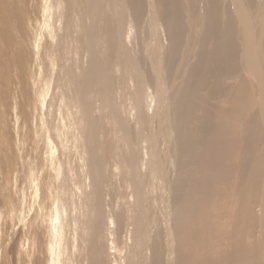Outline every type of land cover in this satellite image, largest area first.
<instances>
[{
  "label": "bare ground",
  "instance_id": "1",
  "mask_svg": "<svg viewBox=\"0 0 264 264\" xmlns=\"http://www.w3.org/2000/svg\"><path fill=\"white\" fill-rule=\"evenodd\" d=\"M87 1L93 4V7L88 4V16L93 19V21L98 20V25L91 23V26L87 27V44L86 47H82L83 43L81 40V44H79L80 42L78 41L76 43L77 36H81L84 33V30L79 29L80 26L82 28V18H80L81 16L79 14L76 18L77 13L75 12H72L73 16L69 13V15H71L70 21L66 26L64 25V28L67 29V33L69 34V38H67L68 40L64 38L65 42L62 49L59 47L58 40L61 35H57V39L54 38L53 41L51 39L43 43L39 42V38L36 35L34 39H31L32 32L25 34L29 28L28 20L30 18H36L38 15L40 17V14L37 12L39 0H0V106L4 107L8 102L9 87L7 79L15 80L17 84H19L18 88L23 90V84L25 85L27 76H29L25 64L28 63V68L32 64V56L27 55L26 51H29V53L32 52V55L33 52L36 51V54L39 55V59L34 55L33 58L38 61L37 65H32L33 67L31 68H33V70L34 68L35 70L37 69L35 72L38 74V76H36L38 79L41 76H48L47 72L50 73L51 69L55 73L56 67L62 68V72L66 71V75H64L66 78V92L63 97L66 102L64 104L69 106L70 113L73 115L70 116H72L74 128L79 130V127H81L78 135L82 136V138L80 140V137L78 138L77 135L76 140H79V144L82 146L81 149H86L87 151L90 134V131L87 130L89 122L87 118L83 117L84 112H81L79 120L75 118L76 109L73 104V101L76 102L77 99L74 82L76 80L75 75L79 68L77 64V62L80 61L79 53L83 50L87 54V73L85 75L87 79H81L89 83V78L93 76L91 84L95 85L100 78V84H102L103 90L106 92L108 89L107 81L104 79V81L101 82V80L107 68L108 56L111 55L109 50L112 49L114 45L117 47L113 54L120 56V63L123 67L121 69L123 74L121 79L123 76L127 77V74L124 73L130 72L129 70H134L138 67L137 62L133 59L129 51L120 46L122 44L117 37V30L121 28V32H123L124 28H126L132 40L133 38H138V35L143 30L142 28H145L142 51L144 56H147L151 69L160 72V68L163 72L164 66H159L160 61H166V63L171 65L170 72L173 74V79H176L180 86L177 96L173 98L170 104L165 102L163 105V99L155 96L152 98L151 114H149L150 112L148 113L146 109L142 110L140 104L139 107L136 108L134 114V117L137 119L135 121L137 122L138 129L143 128L146 130L147 128L153 133H157L159 131V124L155 123L151 115H154V113L158 114L163 108L166 112L165 121L167 122L166 130L168 133L166 151H159L156 143L152 142V138H148L153 145V154L149 156L147 177L148 179H152L149 182L151 189L158 194L151 197L148 204L146 203L147 209L144 212L151 218H143V193H140L139 188L136 190L139 199L132 205L126 200L125 193L128 188L131 189L133 186L137 187L139 182L140 184H144V168L139 165L141 178L137 180L134 161H129L127 154L123 155L118 152L116 158L118 160L119 173L115 174L116 176L113 177L112 182H108L110 186L106 187V181L101 176L96 177L97 185L94 191L97 192V198H95L97 204L94 205L93 208L97 215L98 211L96 209H102V207H108L109 209L108 203L103 202L99 189L101 187H106V196L108 195V200L112 208L115 207L113 211L116 227H120L122 222L126 225L128 223L127 217L130 216L127 214L133 211L135 230L132 236L135 234V241L134 239L132 240V246H136V242H138V246L142 252L141 260L144 264L159 263V261H157V263L155 260H152V258L150 259L148 254L150 249L151 252L154 251L153 248L156 235H159V232L154 228L151 237H147L146 234L144 235L145 232H148V220L150 221L151 227H154V223L152 224L151 222L155 219V215L157 218L159 217L160 220L166 219L167 225L163 231H161L165 236L164 240H166V238L168 239V262H166V264H264V0H231L229 7L226 8L231 21L229 24H225L224 21H221L220 26L218 18L227 19L228 17L224 9L218 10V0H203L208 3V10L204 12L202 6H199V8L198 5L194 6L196 4L192 2L193 0H145V2L144 0H110L111 3H114L117 7V20L111 18V6L109 4H107L103 10L100 8L99 12L98 0H86V2ZM66 2L67 0H46V18L51 22L47 24L44 35L51 36L56 34L58 27L52 30L51 26H58L57 21L63 16ZM177 6L180 7L178 8ZM155 7L157 12L154 9ZM195 7H197L196 12ZM40 9L42 8L40 7ZM203 13L206 15L201 17ZM99 14L101 16L100 20L98 19ZM42 16L45 18V15ZM206 16L209 18L206 19ZM158 20L161 21L162 25L168 26L167 30L169 32L171 25H177L178 21L180 27H172V32L178 35L179 40H169L165 46L162 41V36L158 33L153 36L152 39L153 28L158 25ZM251 20H254V24L251 23ZM212 22L214 26L211 27L209 33L206 32L205 35H203V29L210 26ZM33 25L34 24H32V26ZM69 25L73 30L68 29ZM64 28L62 30H64ZM129 31H131V33ZM167 35H170V33ZM61 40L63 39L61 38ZM39 43H41V47L38 45ZM259 43H262L263 47L259 46ZM179 44L186 45L188 50L186 60L182 58V53L176 51ZM30 45L33 46L32 49ZM93 45H98L100 47L101 57L100 54H98L97 73L91 74V64L97 65L91 54ZM171 48H173V50H171ZM44 55L47 56L49 61H47ZM62 55H65L66 62L63 61ZM210 55L211 57H209ZM190 59L194 60V67H189L188 63ZM52 60L55 61L53 65L50 63ZM211 71L212 75L210 77ZM35 72H33V76ZM31 83L32 85L34 83L32 79ZM38 85L39 83H36L37 87ZM207 97L213 98L215 102L214 109L212 110L215 123L209 121L206 113L203 112L204 110L202 109V104ZM104 101L105 100L99 101L102 113H105V108L103 106ZM170 114L171 119H168L167 117ZM60 116L61 115H59L58 119H60ZM79 121L82 123L80 126L78 124ZM7 123L8 121H6L5 113L2 108V110H0V153L2 154L4 153V146H8L9 140L11 139L9 134L11 129L9 130V125ZM69 123L67 122V124ZM56 124L59 123L56 122ZM57 126L59 125H56V128ZM102 126L104 133L102 141L103 150L108 155H111L114 144L111 137L112 127L109 116L107 117L105 115V118L99 122L98 128L100 131ZM194 127L196 128V132L194 131ZM17 140L18 142H22L19 139ZM71 141L73 140H70V142ZM20 144H17V146ZM68 144L69 143H67V145ZM11 146L10 143V147ZM78 149L80 148L78 147ZM46 154H48V157L46 156L48 160L54 159L52 158V153L50 154V152H48ZM55 155L57 157V154ZM108 155H104L106 160L113 157H109ZM80 157L82 160L86 158L84 153H81ZM2 159L6 161L7 158L3 157ZM58 160H60V158ZM166 160L170 163L174 161L175 167L165 169L164 165ZM45 165L48 166L47 164ZM54 165L55 164H53V166ZM84 165L85 164H83V167ZM68 167L70 166L68 165ZM87 168H89L88 165ZM172 171L175 173L177 172L175 181L170 177ZM30 174H33V172H30ZM68 177L70 178V176ZM27 186L28 185H26V187ZM15 187H17V185ZM34 187L36 190L38 189V187ZM9 189L13 194L15 188L12 190V187H10ZM74 189H72L71 192L77 194V198H80V206L87 208L85 203V186L81 188L80 193L77 189L75 191ZM40 190H43V188ZM37 192L38 191L35 192L34 190V197L38 195ZM7 194H9V191ZM14 194L17 198L15 200L17 205L11 207L13 208L12 211L15 210V215L19 220L24 219V221L27 222L29 218L24 217L21 219L18 217L20 202H22L21 198H24L23 193L17 195L14 191ZM1 195L2 194H0V197ZM50 196L49 198L51 199L52 197ZM111 197L113 200H111ZM7 198L8 197L3 196V200ZM28 198L30 197L28 196ZM87 198L86 200L89 202L90 199L89 197ZM44 199L46 200V198ZM123 201L124 204L121 206ZM40 202L41 200L39 204ZM22 203L24 204V202ZM114 204L115 206L113 207ZM90 205L92 204H89V208ZM2 206L3 203L0 201V214H2ZM77 208L80 207L77 205L76 209ZM83 211L81 210V212ZM102 212L105 214L107 210H103ZM23 213L24 212L20 214ZM12 214L13 213H11L10 216H12ZM70 214L72 215V213ZM79 214L81 215L82 213ZM84 215L85 214H82L81 216L84 217ZM48 220H50L49 217ZM12 226V229H14L15 225H13V223ZM101 226L103 227V225ZM31 227L32 226H30V229ZM59 228L61 230V227ZM64 230H66V228ZM79 230H82V227ZM36 231L38 230L36 229ZM41 231L43 230L41 229ZM21 232L23 236L22 239L24 240H22L20 249V260L24 256V253L26 256L30 250L28 242H31L32 239L29 241V237H35L33 233L30 236V230L22 229ZM53 233L56 235V232ZM119 233L121 234V232ZM36 234L38 233L36 232ZM61 235H63L62 232ZM82 236H77V242L73 247V255H70L73 258L74 264H84V261H86V263L88 262V264H97L98 262L94 261L95 253L93 254L90 247L83 242L84 236ZM38 237L36 235L35 238L38 239ZM67 238H69L68 235ZM149 241H151V243H149ZM35 245H37V243ZM41 245L43 244L41 243ZM41 245H39L40 248ZM68 245L70 246V244H67V246ZM52 246L51 248H53ZM11 247L13 249L15 248L14 246ZM34 247L35 246H33V248ZM42 248L41 250L44 251ZM7 250L9 249L7 248ZM156 250L159 251V248L157 247ZM45 253L46 252H44V255ZM2 254L4 253L2 246H0V264H10L9 259H5L7 254L5 253L3 256ZM64 254L66 253L64 252ZM154 255L156 256V254ZM47 257L49 256L47 255L45 258ZM103 261H105V259ZM39 264L43 263L39 262Z\"/></svg>",
  "mask_w": 264,
  "mask_h": 264
},
{
  "label": "rangeland",
  "instance_id": "2",
  "mask_svg": "<svg viewBox=\"0 0 264 264\" xmlns=\"http://www.w3.org/2000/svg\"><path fill=\"white\" fill-rule=\"evenodd\" d=\"M195 1L196 0L192 1L194 4H196L194 6L198 5V8L199 6H202L203 12L205 10H208L207 9L208 3L204 2L203 0H199V2L197 0L196 3ZM230 1L231 0H218V10L224 9V12L225 14H227V17H228L227 19L218 18L219 26L221 25L220 23L221 21H224L225 24H229L231 21L230 15L228 11L226 10V8L229 7ZM88 4H90L93 7V4H91L90 2L88 3V1L86 2V0H67L65 4V11L63 12V16L61 17V19L57 21L58 26L57 25L51 26L52 30L58 27L56 34L51 35V36H46L44 35V31L47 27V24H49L51 21L46 18L47 16L46 0H39V4H38L39 9L37 8V12L40 14V17L38 15V17L36 18H33V19L30 18L28 20L29 28L25 32V34L32 32L31 39H34L35 38L34 36L36 35L39 38V42H43V43L48 42L51 39L53 41L54 38L57 39L56 37L57 35H61L60 38L58 39L59 47L63 49V44L65 42L64 38L65 40L69 38V34L67 33V29L64 28V25L66 26L67 23L70 21L71 15L73 16L72 12H75L77 13L76 18L78 17V14L81 16L80 18H82L81 20L82 28L80 26L79 29L84 30V33L81 36H77L76 43L78 41L80 42L79 44H81V41H82L83 43L82 47H86L87 27L91 26V23L98 25V20H96L95 17L94 18L96 21H93V19L89 18L88 16V6H89ZM107 4L111 6V13H110L111 18L117 20L118 19L117 7L114 3H111L110 0H100V2L98 0L99 12H100V8L103 10ZM40 7L42 9H40ZM145 7H146V4H145ZM177 7L179 8L180 6H177ZM195 8H196L195 9V12H196L197 7ZM154 9L156 10V7ZM69 13H71V15H69ZM42 15H45V18ZM204 15L206 14L205 13L201 14V17ZM100 18L101 16L99 14L98 19L100 20ZM205 18L207 19L209 17L206 16ZM35 23H36V27H35ZM251 23L254 24V20H251ZM32 24L34 25L32 26ZM212 26H214L213 22L211 23L210 26L205 27L203 29V35H205L206 32L209 33V30H211ZM172 27H180L179 22L177 21V25L172 24L170 32H169L167 30L168 26L162 25L161 21L158 20V25L154 26L153 28L152 39H153V36H155L158 33L159 35L162 36V41L165 46L167 45L169 40H172V39L179 40L178 35L172 32V29H173ZM63 28L64 30H62ZM68 29L73 30L70 25ZM142 29L143 30L138 35L139 39L133 38L132 40L126 28H124L123 32H121V28L117 30V37L122 44L120 45L119 43V45L123 49H127L129 51V53L133 56V59L137 62L138 67L134 70H129L130 72L124 73V74H127V77L123 76L121 79V76L123 75L121 69L123 67L121 66V63H120V56L113 54L117 47L116 45H114L112 49L109 50L111 55L108 54L109 56H108L107 68L104 72V75L103 76L101 75L102 76L101 82H103L104 79L107 81L108 89L106 92H104L102 84H100V78L97 80V83L95 85L91 84V79L93 78V76L89 78V83L88 82L86 83L84 82V80L81 79V78H86L85 75L87 73L86 71L87 54L83 50H81L79 53L80 61L77 62L79 68H78L76 75L74 74L76 78L74 82V86L76 89L75 95L77 96V99H76V102L73 101V104L75 105V109H76L75 118L79 120V117H81V112H84L83 117L87 118L89 122V126L87 130L90 131V134H89V139H88L87 151L86 149L84 150L81 149L82 146L79 144V140L78 141L76 140L77 137L78 138L80 137V140L82 138V136L78 135L79 134L78 132L81 127H79V130L74 128V125L72 124L73 121L71 118L73 115L70 113L69 106L68 105L66 106V104H64L66 102V100L64 101V98H63L66 92V83H65L66 78L64 77V75H66L65 74L66 71L62 72L61 70L62 68L56 67L55 73L51 69L50 73L47 72L48 76H41L38 79V77H36L38 76V74L35 72L37 69L35 70L34 68L33 70V68L31 67H33L32 65L34 66L37 65V61H38L37 59H39V55L36 54V51L33 52V55H32V52H30L31 53L30 54L29 51H26L27 55L32 56L31 57L32 64L29 66V68H28V63L25 64L27 67L29 76H27L25 85L23 84V90H21V88H18L19 84H17L15 80L7 79V83L9 87V96L7 100L8 102L6 106L5 105L4 107L0 106V110H2V108L4 110L5 118H6V121H8L7 124L9 125L8 128L9 130L11 129L9 131L11 139L9 140V145L4 146L5 154L0 153V191H1L0 194L8 197L7 198L8 200L7 199L3 200L2 195L0 197V201H2L3 203V206L1 208L2 214H0V231H1L0 232V246H2L3 253L7 254V257L5 258L4 256V258L6 260L9 259L10 264H25V263L26 264L28 263L29 264H34V263L39 264V262L43 264H45L46 262H47L46 264L48 263L49 264H52V263L53 264H74L73 258L71 256L73 255L72 253L74 252L73 247H74V244H76L77 242L76 239L78 235L84 236V237L82 236L83 242H85L90 247L91 252L93 254L95 253L94 254L95 257L94 255L93 257L95 259L94 261L98 262L97 264H108V263L109 264H144L141 260L142 252L140 251L138 242H136V246L135 245L132 246V243H133L132 240L134 239L135 241V234L134 236H132V233L135 230V226H134L135 221L133 219L134 213L133 211H130L127 214L130 216L127 217L128 223L126 225L122 222V225L120 227H116L114 211H113L116 203L113 205L114 208H112V205L110 204L108 200V195L106 196V187L110 186L108 185V182H112L113 177L116 176L115 174L119 173L118 160L116 157H117V153L120 152V154L122 153L123 155L127 154L129 161L130 160H132V162L134 161V168H135V171L137 172V178H138L137 180L141 178L139 165L143 166L144 168V184L143 183L140 184L139 182L137 187L133 186L131 187V189L128 188L126 190L125 198L128 201V203L132 205L133 203L135 204L137 202L139 197L137 196L138 193L136 192V190L139 188L140 193L142 192L144 196V200H143L144 203L142 207L143 212H144L147 209V204L149 200L151 199V197L156 196L158 194V193H155L151 189V185L149 184V182L152 179H148L147 177V167L149 164L148 161L150 159L149 156L153 154L152 153V148H153L152 142L156 143L157 149L159 151L161 152L166 151L165 148L168 144V140H167L168 133L166 130L167 122L165 121L166 112L164 111V108H163L158 114L154 113V115H151L155 123L159 124V131L157 133H153L147 128L146 130L143 128L138 129L137 122L135 121L137 119L134 117V114L136 112V108L139 107V104L141 105L142 110L146 109L148 110V113L150 112L149 114H151L152 113V98L155 96L161 97L163 99V105L165 102L170 104L173 98L177 96V92L180 86L177 83L176 79H173V74L170 72L171 65L169 63H166V61H160L159 66L161 67L164 66L163 72H162V69L160 68H159L160 72H156L151 69L150 64L148 63V60H147V56H144L143 51H142V43L145 38V28H142ZM129 32L131 33V31ZM168 33H170V35H167ZM61 38L63 40H61ZM38 45L40 46L41 43H39ZM39 46H38V49H39ZM259 46L263 47L262 43H259ZM30 47L31 49L33 48L32 45H30ZM171 50H173V48H171ZM176 51L179 53H182V58L186 60V57L188 55V50L186 48V45L184 46L183 44H179ZM91 54H92V58L97 63V65L91 64V74H93V73H97L98 71V54H100V57H101L100 47L98 45H93ZM34 55L35 57H37V59L33 58ZM161 55H162V51H161ZM44 56L47 58L46 55ZM209 57H211V55ZM62 59L64 62H66L65 55H62ZM53 60L50 61L51 65L55 63V61ZM47 61H49L48 58H47ZM188 64H189V67L195 66L193 59H190ZM67 68H68V65H67ZM33 72H35L34 76H33ZM211 75H212V71L210 72V77ZM31 79L34 81L33 85L31 83ZM54 81H56L57 83ZM35 82L39 83L40 87L39 85L37 87ZM102 100H105L103 103V106L105 108L104 110L105 113H102L101 108L99 106V101H102ZM213 100H214L213 98L207 97L205 98V102L202 104V109L204 110L203 112L206 113L211 123H215V117L212 113V110L214 109V106H215V102ZM59 115H61L60 119L64 118L62 119L63 121L58 119ZM105 115L107 117L108 116L110 117V122H111V127H112L111 137H112L114 146L111 151V155H108L103 150V146H102V141L104 137L103 126L101 127V131L98 128L99 122L105 118ZM167 118L171 119V114ZM56 122L59 124H56ZM67 122L68 123L70 122V123L67 124ZM78 124L80 126V124H82L81 121H79ZM56 125H59L57 126L58 129L56 128ZM194 131L196 132L195 127H194ZM85 134H86V131H85ZM148 138H152V142ZM17 139H19L22 142H18ZM70 140H73V141L70 142ZM10 143L12 145L11 147H10ZM67 143L69 144L67 145ZM17 144H20V145L17 146ZM76 146H78L80 149H78V147ZM48 152H50V154L52 153L51 155L53 157L52 156L51 157L54 159L52 160L47 159L48 154L46 153ZM81 153L85 154V157H86L85 160L84 158L83 160L80 159ZM55 154H57V157ZM78 154H79V157H78ZM104 155H108L109 157L113 156V157L110 158L109 160H106ZM3 157L7 158L6 161L2 159ZM59 158L60 160H58ZM47 160L51 162H48ZM45 164H47L48 166H46ZM53 164L55 165L53 166ZM83 164H85L84 167H83ZM68 165L70 167H68ZM87 165L89 168H87ZM164 167L165 169H170L171 167L174 168L175 162L173 161L170 163L168 160H166ZM30 172L31 173L33 172V174H30ZM174 173L175 172L172 171L171 175L170 174L169 175L175 181L177 172L175 174ZM68 176H70V178ZM100 176L106 181V187L99 188L100 194L103 198V202L108 203L109 209L108 207H102V209H96L98 211V215H99L98 216L93 206L97 204L96 199H95L97 198L96 197L97 192L94 191L97 185L96 177H100ZM60 183H61V186H60ZM16 185L19 188V190L17 187H15ZM26 185L28 186L26 187ZM34 186L38 187L39 190L38 189L36 190ZM83 186H85L86 188V199H88L87 197H89L90 199L89 202L88 200L85 199L87 208L80 206V198H77V194L71 192L72 189H74L75 187L74 191L77 189L78 192L80 193L81 188ZM10 187H12V190L15 188L13 190V194H14V191L17 195L23 193L24 198L22 197L21 200L22 202H24V204L20 202L19 212L20 213L24 212L23 213L24 215L20 214L19 212H18L19 215L18 214L17 215L21 219L24 217L29 218L27 222L24 221V219L19 220L17 216L15 215V212H14L15 210L12 211L13 208L11 207H15V205H17L15 203V200L17 198L15 194L14 195L12 194V191L9 189ZM49 187H50V190H49ZM42 188L44 191L40 190ZM34 190L35 192L38 191L37 192L38 195L36 197H34ZM8 191H9V194H7ZM53 194H55L56 196ZM28 196L30 198H28ZM49 196L52 198L50 199ZM44 198H46V200ZM38 199L39 201L41 200L40 204H39ZM111 200H113L112 197H111ZM124 201L121 203V206L124 204ZM88 203L92 204L90 205V208H89ZM76 204L80 208L76 209L77 207ZM30 208L33 210H31ZM117 208H118V203H117ZM80 209L82 211L84 210L85 212L84 211L81 212ZM103 210H107V212L103 214L102 212ZM11 213H13L14 215L12 214V216H10ZM70 213H72V215ZM79 213L85 214L86 217L85 215L84 217H82L81 216L82 214L80 215ZM71 216H72V219H71ZM78 216H79V221H78ZM48 217L50 220H48ZM145 217H150V216L146 212H144L143 218ZM11 219L13 222L11 221ZM30 219L33 221H31ZM80 221H81V224H80ZM116 222H119V221H116ZM12 223L13 225H15L14 229H12L13 228ZM100 223L101 225H103V227L100 225ZM151 223L152 224L154 223L153 224L154 227H151L150 221L148 220V229L146 228L148 232H145L144 235L146 234L147 237H151L153 234L154 228L155 230L159 232L158 233L159 235H156V240H155L154 248H153L154 251H152L153 254L151 252V249L150 251H148L149 258L150 259L152 258V260H155L156 262L157 261H159V263L161 262L160 264H166V262H168V251H167L168 239L166 238V240H164L165 236L161 232L167 225L166 219L160 220L159 217L157 218V216L155 215V219ZM30 226H32L31 229H30ZM59 227H61V230L62 229L63 230L61 231ZM64 227L66 228V230H64L65 229ZM81 227H82V230H79L81 229ZM35 228L38 231H36ZM115 228H118V229H115ZM22 229L30 230V236L33 233L35 237L36 235L37 237L38 236L39 237L38 239L35 237L34 238L29 237V241L32 239L31 242H28V247L30 246L29 247L30 250L28 251V254H26V256L24 253L25 258L23 256L21 259L22 261H21L20 260L21 258L20 249L22 246V240H24L22 239L23 238L22 232H21ZM41 229L43 231H41ZM35 231L39 235L36 234ZM53 232H56V235ZM61 232L63 235H61ZM119 232H121V234ZM78 233H81V234H78ZM67 235L69 238H67ZM56 241L57 242L59 241V242L57 243ZM95 242H98L99 246H98V243H95ZM34 243L35 244L37 243V245H35ZM41 243L43 245H41ZM149 243H151V241H149ZM67 244H70V246L69 245L67 246ZM39 245H41V248L44 247L42 248L44 251L41 250ZM11 246H14L15 248L13 249ZM33 246L35 247L33 248ZM51 246L53 248H51ZM83 246L85 247L84 243H83ZM123 247L126 249V251ZM157 247L159 248V251L156 250ZM7 248L9 250L10 249H13V250H10L11 251L10 252L9 250H7ZM135 251L137 254L135 253ZM44 252H46L45 255H44ZM64 252L66 254H64ZM4 254H2V256ZM154 254H156V256ZM47 255L49 257L45 258ZM145 256L147 259L146 253H145ZM104 259L105 261H103ZM53 260H56V261H53ZM84 262H85L84 264H88V262L87 263L86 261Z\"/></svg>",
  "mask_w": 264,
  "mask_h": 264
}]
</instances>
